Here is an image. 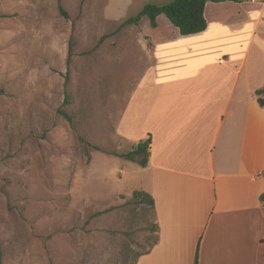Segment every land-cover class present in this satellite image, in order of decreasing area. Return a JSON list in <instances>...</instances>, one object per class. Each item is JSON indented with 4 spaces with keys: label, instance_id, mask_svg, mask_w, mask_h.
<instances>
[{
    "label": "rangeland",
    "instance_id": "rangeland-1",
    "mask_svg": "<svg viewBox=\"0 0 264 264\" xmlns=\"http://www.w3.org/2000/svg\"><path fill=\"white\" fill-rule=\"evenodd\" d=\"M81 1L61 0L65 20L57 0H0V264H134L155 238L139 168L112 159L133 149L117 134L153 75L148 17L125 23L172 0ZM255 50L242 75L257 84Z\"/></svg>",
    "mask_w": 264,
    "mask_h": 264
},
{
    "label": "crops",
    "instance_id": "crops-1",
    "mask_svg": "<svg viewBox=\"0 0 264 264\" xmlns=\"http://www.w3.org/2000/svg\"><path fill=\"white\" fill-rule=\"evenodd\" d=\"M164 19L143 37L153 75L132 90L117 134L131 147L149 139L147 164L112 159L137 166L135 191L153 200L157 243L135 264H264V106L254 96L264 77L242 75L254 49L264 58V0L206 3V29L192 36Z\"/></svg>",
    "mask_w": 264,
    "mask_h": 264
},
{
    "label": "trees",
    "instance_id": "trees-1",
    "mask_svg": "<svg viewBox=\"0 0 264 264\" xmlns=\"http://www.w3.org/2000/svg\"><path fill=\"white\" fill-rule=\"evenodd\" d=\"M85 0L81 1V4ZM224 1H232L235 3L241 2V0H172L169 3L156 6V5H145L141 12L135 17L128 20L125 24H137L141 18L148 17L150 26L156 27L155 20L158 16H164L168 22L178 30L181 36H192L199 33H202L206 29V21L204 19V8L206 3H220ZM57 11L59 15L67 20L69 19V15L63 9L61 0H57ZM69 54L71 50V46L69 45ZM69 63V58H68ZM69 85V72L67 71L64 76V102L63 105H69V95L67 93V87ZM264 95V89H260L254 92V96L256 97V102L260 107L264 106V97H260ZM58 114H60L67 122H71V116L65 111L58 109ZM149 139L138 142L133 149L122 155L114 154L115 157H120L126 161L135 162L139 165V167L144 168L147 164L148 156H149ZM132 198L135 199L136 203L146 205L153 213V200L152 198L143 192H133ZM259 200L264 204V194L259 197ZM154 228L156 229L155 238L153 242L144 250V252L139 255L136 259L141 256L148 254L149 251L153 248V246L157 243V225L154 224ZM135 261V263H136ZM134 263V264H135ZM194 264H197V255H195Z\"/></svg>",
    "mask_w": 264,
    "mask_h": 264
},
{
    "label": "bare ground",
    "instance_id": "bare-ground-1",
    "mask_svg": "<svg viewBox=\"0 0 264 264\" xmlns=\"http://www.w3.org/2000/svg\"><path fill=\"white\" fill-rule=\"evenodd\" d=\"M207 17H208V16H207ZM208 18H209V17H208ZM200 38H201V37H199V39H200ZM196 39H197V38H196ZM180 41H181V40H180ZM180 41H176V42L179 43ZM186 41H188V40H186ZM183 42H184V41H183ZM181 43H182V42H181ZM176 44H177V43H176ZM183 45H184V43H183Z\"/></svg>",
    "mask_w": 264,
    "mask_h": 264
}]
</instances>
